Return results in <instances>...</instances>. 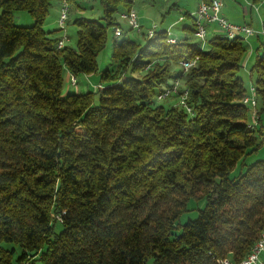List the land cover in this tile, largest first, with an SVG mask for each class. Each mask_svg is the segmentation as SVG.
I'll use <instances>...</instances> for the list:
<instances>
[{
	"label": "trees",
	"instance_id": "1",
	"mask_svg": "<svg viewBox=\"0 0 264 264\" xmlns=\"http://www.w3.org/2000/svg\"><path fill=\"white\" fill-rule=\"evenodd\" d=\"M53 1L0 0V264L243 258L264 229V159L245 163L264 152V40L249 106L245 38L211 24L201 48L188 11L182 37L168 42L164 25L148 37L117 20L137 0H98L100 17L73 19L74 44L58 49L61 29L43 28ZM19 10L30 26L12 22ZM108 31L100 87L63 92V70L71 85L98 72Z\"/></svg>",
	"mask_w": 264,
	"mask_h": 264
},
{
	"label": "rangeland",
	"instance_id": "2",
	"mask_svg": "<svg viewBox=\"0 0 264 264\" xmlns=\"http://www.w3.org/2000/svg\"><path fill=\"white\" fill-rule=\"evenodd\" d=\"M178 1V2H177ZM191 3L196 2V0H190ZM228 1V0H227ZM237 1V0H236ZM256 8L259 9L261 15L264 18V0H253ZM177 2V8L175 6V3ZM239 4H242V0H238ZM183 0H137L136 4L133 8L135 12L139 13V15L142 17L143 21L140 22L143 24V28L147 26H151L152 24H155L157 26L159 25H166L167 18L169 21L173 19H177L180 15L182 16L183 7L186 8L183 5ZM192 5V4H191ZM225 6V5H224ZM52 9H50L49 15L46 17V21L44 23L43 28L45 30H58V24H57V18L59 16L60 12V5L58 1L52 2ZM70 9L69 13H67V19L66 23L64 25L63 30H59L57 34L60 35L65 34L66 36V43L68 44H74L75 41V31L76 26L72 22L73 19L78 17H83L85 19H97L101 15V9L98 0H78L75 1L73 4H70L68 6ZM166 8V9H165ZM167 8H169V12H166ZM138 15V14H137ZM139 18V17H138ZM117 20L120 22V24L125 25L126 23L119 19L117 17ZM163 20V22H162ZM12 22L17 26H30L33 23L32 18L30 15L22 10L15 11L12 14ZM150 22V23H149ZM127 25V24H126ZM125 25V26H126ZM173 36H176L177 38L182 37V31L180 29V24L175 25L174 28L169 29ZM108 43L106 45V48L102 51V53L98 56V72L96 74H90L88 76L83 74H77L76 76V84L71 85L69 83V74L66 70H63L62 72V91L63 92H69L73 93L76 91H86V90H94L96 87V83H98L100 72L103 71L109 62V58L112 51V45L110 44L111 37H112V31H108ZM253 36V37H252ZM249 36L245 38V40L249 41L250 44V52L246 55L245 61L243 63V66L238 71V76L241 79L243 85L247 88L251 85V81L254 80V75L251 74L250 76V68L255 58V47L258 45V42L255 39V35ZM196 38H192V42H197ZM261 50L258 51L260 53ZM255 100V99H254ZM264 121V116L262 117ZM255 159H264V152L260 150L258 153H255L254 155H250L246 158L245 163H251ZM239 171L238 166L232 170L230 173V176L233 177L237 174ZM204 205V200H198V201H191L189 202L188 206L192 208L189 211H186L183 213L180 217V221L183 223L187 219H193L197 214V209L202 208ZM189 208V209H190ZM18 252V251H17ZM16 252V253H17ZM14 254L12 256V264H17L15 262V256ZM39 264V263H36Z\"/></svg>",
	"mask_w": 264,
	"mask_h": 264
},
{
	"label": "built area",
	"instance_id": "3",
	"mask_svg": "<svg viewBox=\"0 0 264 264\" xmlns=\"http://www.w3.org/2000/svg\"><path fill=\"white\" fill-rule=\"evenodd\" d=\"M176 1V0H174ZM60 3V12L57 18L58 28L61 30L64 29V25L67 19V10L68 3L67 0H59ZM223 6L222 0H198V4L193 12H190L189 15L194 17L195 20V32L194 36L197 40H201V46L204 45L205 37L207 33L206 27L208 25H215L224 35H240V37L247 38L249 36L255 35L260 36L264 40V23H261L258 28H253L245 23H235L227 20L221 15V9ZM256 10V8H255ZM118 18L123 20L131 29L139 32L141 25L139 18L134 9H130V16H123V11L118 13ZM182 19V16L178 17V20ZM157 25L152 24L147 29V36L151 37L156 29ZM115 37L120 35V29L118 27L114 28ZM168 38L167 41L176 40V37L172 35L169 28L167 29ZM66 40L65 34L62 35L60 40L57 42V48L60 49L63 47L64 41ZM183 65L186 68V64ZM69 80L71 84L75 83V78L70 75ZM96 88L99 85L95 86ZM166 95H158V98H162ZM183 100V98H182ZM248 105L254 106L255 100L251 92V87H249L248 95ZM183 102V101H181ZM260 239H263V246H254L253 253L249 259H240V263H233L227 257L217 258L216 263L223 264H264V229L259 233Z\"/></svg>",
	"mask_w": 264,
	"mask_h": 264
},
{
	"label": "crops",
	"instance_id": "4",
	"mask_svg": "<svg viewBox=\"0 0 264 264\" xmlns=\"http://www.w3.org/2000/svg\"><path fill=\"white\" fill-rule=\"evenodd\" d=\"M178 2V1H177ZM177 2L173 3L175 4L177 8ZM183 5L186 7H183V11L193 12L198 4V0L196 2L191 3L190 0H183ZM223 6L221 9V15L225 17L227 20L235 23H245L253 28H258L261 23H264V18L261 15L258 8H256L253 0H242V4H239L238 0H222ZM192 4V5H191ZM60 5V3H59ZM225 5V6H224ZM256 8V10H255ZM52 9V8H51ZM166 9V8H165ZM166 12H169V8H167ZM139 21L142 22L143 19L137 12ZM181 16V15H180ZM170 18V16L168 17ZM167 20V23L164 26L168 29L174 28L175 25H179L182 23V19L178 20L173 19L171 21ZM163 22V20H162ZM150 23V22H149ZM215 25H212L211 27H214ZM183 34V32H181ZM176 37V36H175ZM253 37V36H252ZM255 37V36H254ZM177 38V37H176ZM248 39V38H247ZM249 44H251L249 42ZM252 45V44H251Z\"/></svg>",
	"mask_w": 264,
	"mask_h": 264
},
{
	"label": "bare ground",
	"instance_id": "5",
	"mask_svg": "<svg viewBox=\"0 0 264 264\" xmlns=\"http://www.w3.org/2000/svg\"><path fill=\"white\" fill-rule=\"evenodd\" d=\"M123 16H130V9L123 11ZM113 34L115 36V30L113 31ZM227 38H233V37H240V35H225ZM175 40H171L168 42H174ZM196 41V40H195ZM198 44L200 45V47L202 48L203 46H201V40H197ZM190 65V63L186 64V68ZM175 83V82H174ZM172 84V83H171ZM171 84L169 86H171ZM168 86V87H169ZM100 87V85H99ZM167 87V86H166ZM252 89V88H251ZM167 94V90L159 95H166ZM158 97V96H157ZM248 96H245L243 98V103L248 105ZM181 104V103H180ZM254 246H263V239H260V236H258L257 240L254 242L253 246L250 248L249 252L241 259H249V257L251 256V254L253 253V249ZM233 263H240V260L238 261H232ZM217 264H223V263H217Z\"/></svg>",
	"mask_w": 264,
	"mask_h": 264
}]
</instances>
